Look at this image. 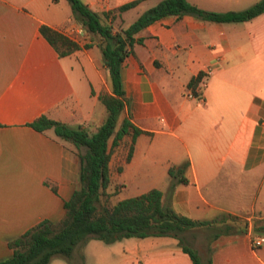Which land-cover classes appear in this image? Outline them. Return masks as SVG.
Segmentation results:
<instances>
[{
  "label": "crops",
  "instance_id": "crops-1",
  "mask_svg": "<svg viewBox=\"0 0 264 264\" xmlns=\"http://www.w3.org/2000/svg\"><path fill=\"white\" fill-rule=\"evenodd\" d=\"M81 1L100 12L131 0ZM156 1L142 0L118 18L126 26ZM186 1L226 11L257 0ZM71 20L66 0H0V259L11 254L8 240L41 220L60 219L63 201L78 185L79 147L52 128L29 124L43 115L94 129L104 117L96 95L110 89L99 39L59 56L38 30L46 25L62 33ZM135 38L141 41L123 58L120 78L124 115L143 132L128 160V137L111 150V203L159 189L175 213L211 222L185 230L202 231L200 244L183 241L201 262L264 264V243L251 244L253 221L264 218V12L240 22L166 16ZM206 67L201 99L184 97L187 81ZM184 162L186 183L169 190L168 168ZM123 190L128 193L120 195ZM224 216L233 219L222 223ZM95 243H85L84 256L71 264H192L170 236ZM47 264L63 263L51 258Z\"/></svg>",
  "mask_w": 264,
  "mask_h": 264
},
{
  "label": "trees",
  "instance_id": "trees-1",
  "mask_svg": "<svg viewBox=\"0 0 264 264\" xmlns=\"http://www.w3.org/2000/svg\"><path fill=\"white\" fill-rule=\"evenodd\" d=\"M140 1L142 0H131L114 9L97 12L81 0H66L72 19L87 33L99 39L97 46L110 89L109 93L100 92L96 95L97 101L104 108V117L92 131L80 126L70 128L43 115L29 124L37 131L52 128L56 136L74 147H84V152L77 154L78 185L69 198L63 201V215L60 219L41 220L6 242L11 254L0 259V264H47L54 255L69 258L72 249L90 237L104 244H111L124 238L147 236L173 237L188 254L192 264H211L209 259L201 262L197 253L181 237L183 231L207 226L211 222L175 213L162 203L159 189L151 188L141 194L109 202L114 192H106L110 181L108 161L111 150L128 137L125 157L128 160L135 137L143 132L124 115L126 97L121 84L120 64L125 56L132 53L133 44L141 41L135 38V34L153 21L166 16L179 18L183 15L209 22L246 21L264 12V0H257L242 10L226 11L204 10L186 0H157L138 13L129 24L114 31L111 25L114 16H119ZM38 30L59 56L78 49L75 42L46 25H40ZM85 47H89V44ZM201 75L198 72L192 76L187 81L186 88L195 93L194 89ZM185 165L184 162L180 168H168L169 190L177 183H186L182 176ZM101 199L104 203L98 207ZM228 217L233 219L232 216ZM228 217L224 216L220 221L224 223ZM223 228L227 232L229 225L224 224ZM252 230L254 233H264V218L254 220Z\"/></svg>",
  "mask_w": 264,
  "mask_h": 264
},
{
  "label": "rangeland",
  "instance_id": "rangeland-1",
  "mask_svg": "<svg viewBox=\"0 0 264 264\" xmlns=\"http://www.w3.org/2000/svg\"><path fill=\"white\" fill-rule=\"evenodd\" d=\"M133 15L134 14L129 13L126 16V19H131L133 17ZM111 25H112L113 30L115 31L118 28L123 27L124 23L122 22V20H120L118 18V16L115 15L113 20L111 21ZM77 29H80L79 33L75 32V30H77ZM60 30H61V32L64 35L69 36L71 38H76L75 43L78 46H82V47L87 45V44L93 43V42H91V41H93V39H98L97 37L87 33L80 26V24L78 22L73 21V20H71L69 23L65 24V26L61 27ZM74 51H72V52H74ZM107 82H108V85H109L108 78H107ZM88 130L92 131L93 129L89 128ZM125 145H124V147L127 148V144H125ZM78 152L80 154H82L84 152V147H79ZM114 189H115V186H114ZM113 193H112L111 197L109 198V202H111L114 199ZM127 193L128 192L126 190H123V191L120 192V195H126ZM103 203H104V200L101 199L98 202L97 206L100 207ZM237 221H239V220H237ZM205 227H207V226H200V227H197V228H201L203 230V228H205ZM201 234H202V231H200V230L199 231H185L184 234H182L183 241L185 243H188L189 240H193V242H195V244H200ZM261 235H264V233H255V236H261ZM90 241L96 242L95 244H102V242L100 240L90 237V238L86 239V241H84L81 244L77 245L78 247L75 249L76 251L74 252L75 255H73L71 257V259L65 258V257H63L61 255H54V256H52L53 262H61L63 264H71V261H73V263H76V261L78 260V258L80 256L79 254H82L84 256V244L88 243V242L90 243ZM80 258H82V257H80Z\"/></svg>",
  "mask_w": 264,
  "mask_h": 264
},
{
  "label": "built area",
  "instance_id": "built-area-1",
  "mask_svg": "<svg viewBox=\"0 0 264 264\" xmlns=\"http://www.w3.org/2000/svg\"><path fill=\"white\" fill-rule=\"evenodd\" d=\"M80 29L75 30L76 33H79ZM63 34V33H62ZM64 35V34H63ZM66 36V35H65ZM67 38H69L71 41L75 42L76 38H71L69 36H66ZM219 58V57H218ZM202 73V75L200 76L199 81L197 82V85L195 86V93H193L191 91V89L189 88H185L184 92H183V96L189 99H196V100H200L201 99V95H202V90L205 86L206 83V79L207 76L210 74L211 72V68L210 67H206L203 71H200ZM264 243V235L261 236H255L251 239V244L253 246H260L261 244Z\"/></svg>",
  "mask_w": 264,
  "mask_h": 264
}]
</instances>
